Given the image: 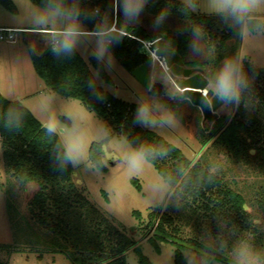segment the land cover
Returning a JSON list of instances; mask_svg holds the SVG:
<instances>
[{
  "label": "clouds",
  "instance_id": "9594fccd",
  "mask_svg": "<svg viewBox=\"0 0 264 264\" xmlns=\"http://www.w3.org/2000/svg\"><path fill=\"white\" fill-rule=\"evenodd\" d=\"M150 0H111L110 7H88L85 0H30V7L18 21L22 31L39 37L29 47L30 55L40 56L49 51L57 60L73 57L78 51H87L99 68L111 69L114 63L112 48L129 35L130 27L140 23V18ZM176 11L184 18L178 29L190 35L191 55L207 59L212 67L204 72L206 87L200 89L204 102L211 106L216 100L229 114L243 106L255 107L254 82L256 68L262 66L259 59L264 54V0H179ZM171 12V4L162 7L153 17L152 28L157 33L154 39L144 40L143 50L150 59L151 76L165 85L161 96L152 93L154 81L136 101L133 124L151 131L165 130L179 124L177 112L170 102L180 103L189 88L182 87L183 77L172 71L170 63L175 54V43L164 25ZM203 13L217 17L231 29L240 41V47L226 55L217 64L212 55L216 48L203 23L195 20L194 14ZM91 22L93 27L88 28ZM246 64L251 67V73ZM165 69L167 70L165 72ZM99 69L88 81V87L102 100L96 80ZM8 105L0 110V125L7 131H19L28 112L23 98L11 92ZM54 101H43L39 106L42 117L51 124ZM95 116V115H94ZM64 128L46 126L52 138L54 163L65 168L68 165L85 166L99 172L108 166L115 155L117 162L130 175H139L148 165L169 156L163 143L147 138H132L127 132L116 133L106 122L95 117L92 124L72 113L62 116ZM220 163L210 166L206 178L209 182L219 173ZM179 168L163 169L148 178L145 195L153 204L179 203L185 185ZM259 224V222H257ZM184 264H219V257H226L228 264H264V247H259L254 238L236 235L235 226L221 219L218 231H205L200 236V247L186 248L182 252Z\"/></svg>",
  "mask_w": 264,
  "mask_h": 264
},
{
  "label": "rangeland",
  "instance_id": "374dc122",
  "mask_svg": "<svg viewBox=\"0 0 264 264\" xmlns=\"http://www.w3.org/2000/svg\"><path fill=\"white\" fill-rule=\"evenodd\" d=\"M12 1L16 8L15 13L0 5V26L19 27L18 21L30 7L29 0ZM172 1L179 4V0ZM142 15L148 24L140 23L151 35H157L152 28L154 16L150 15L146 8ZM194 15L197 18L207 17L218 23V26L206 29L211 38L216 36L220 40L223 35L229 33L227 27L219 25L220 20L217 17L203 13ZM183 21L184 18L179 14L169 15L164 27L169 28L174 34H181L184 32H179L178 29ZM32 41L27 40L26 34L16 33L14 44L0 42V93L2 96L7 99L9 94L14 91L23 98L24 107L29 109L45 127H55L58 132L64 128V123L61 122L64 113L75 114L88 121L89 124L93 123L95 117L101 120L95 113L89 111L80 100L62 97L48 90L45 83L38 77L31 55L28 53V47ZM218 43H215L216 48L212 53L215 60L220 56L235 52L240 47V41L234 33L228 37L226 47L219 48ZM79 52L88 61L92 57L87 51ZM113 57L114 63L111 69H105L112 78L113 84H106L100 77L97 78V83L113 96L127 103L136 104L137 99L146 89L132 75V72L126 71L114 55ZM196 59L206 63L201 67L204 72L212 67L209 60L198 57ZM259 59L262 66L257 67L256 70L264 72V54H260ZM91 69L95 73L93 67ZM151 71L150 67V74ZM151 77L152 81H159L154 76ZM254 86L264 87V78L260 80L255 78ZM43 101H54L51 110V124L42 117L38 110ZM255 101V107L251 110L258 111V115L264 118L263 105L257 98ZM188 102L185 101L179 108L178 125L154 132L181 149L185 156L193 162L197 161L202 154H206L210 166L220 163L221 168L218 175L225 185L243 194L246 199L250 223L256 228V233L253 234L249 228L232 223L235 226L236 235H247L254 238L257 246L264 247V154L261 152L264 148V135L254 137V141L250 144L252 156L246 162L240 161L226 153L222 147L215 145L213 140L204 145L200 126L208 127L207 132H210L215 121L204 122L201 110ZM237 111L238 109H235L229 114L221 106L217 110V114L219 117H229L230 120L236 117ZM3 153L4 148L0 138V264H96V259L89 254L93 249L97 250L98 244L101 243L94 242L97 240L96 236L81 235L90 231L99 234V230H94L96 228L94 226L100 227L98 223L101 221L99 218L101 216L106 218L107 226L121 233L119 241L122 242L124 236V239L126 238L128 242L136 245L126 251L121 261L126 264H141L140 255L142 254L152 264H175V248L171 244L156 237V243L160 247V252H158L152 241L148 240L154 235L159 218L153 227L147 228V224L153 219V214L158 208H161L158 213L159 217L167 213L174 219L173 224L168 225V231L172 232V229L176 227L179 236L184 239H200L205 231L215 234L221 219L230 222L223 215L213 211L204 212L203 209L198 208V205L191 202L186 203L182 197H180L179 203L173 200L166 204H153L145 195V184L148 178L157 172L155 167L148 165L143 173L130 175L117 162L114 155L109 160L106 171L96 173L83 165L74 167V180L77 187L86 197L89 207H94L97 211L95 215L88 213L81 221H78V232L76 233H80V236H74L66 245L60 242L50 243L45 236H50L51 231L40 226L30 212L31 202L39 189L37 184L21 185L17 177L8 169ZM86 209L88 208L86 207ZM92 219L93 222H91ZM48 222L50 223L51 220ZM243 224L248 226L249 221ZM105 227L104 225L100 228ZM109 233L110 236H118L114 230ZM115 240L113 237V242ZM75 244L79 245L82 254L77 255L73 252ZM63 246L65 247L61 248ZM103 264L118 263L111 260Z\"/></svg>",
  "mask_w": 264,
  "mask_h": 264
},
{
  "label": "trees",
  "instance_id": "16d2710c",
  "mask_svg": "<svg viewBox=\"0 0 264 264\" xmlns=\"http://www.w3.org/2000/svg\"><path fill=\"white\" fill-rule=\"evenodd\" d=\"M110 4L111 0H85L86 6H99L102 10L109 8ZM169 4H171L170 15L179 14L176 11L179 4L172 0H150L146 6V11L150 15L155 16L162 7ZM0 5L10 12H16L12 0H0ZM193 18L203 23L206 29L218 26L215 20H209L207 17L197 18L194 15ZM140 22L148 24L143 15L140 18ZM219 25L223 24L220 22ZM87 26L91 29L93 24L88 22ZM223 27L226 28L224 25ZM165 29L175 43V52L182 57L187 67L201 68L206 64L191 55L189 33L174 34L169 28L165 27ZM228 30L229 33L223 35L220 40L213 36L212 40L215 43L219 42L217 44L219 48L226 47L228 37L233 34L231 29L228 28ZM155 36L151 35L141 23L134 25L130 27L129 35L125 36L121 43L113 46L112 54L116 57L118 63L131 73L149 59V56L143 50L142 41L154 39ZM224 57L220 56L214 62L219 64ZM31 60L38 77L45 83L48 90L62 97L80 100L89 111L95 113L101 120L106 121L116 133L127 132L132 138L139 136L152 142L165 144L169 149V156L164 160L157 161L155 169L179 168L180 175H178V178L182 177L185 185L180 197L186 203L191 202L198 205V208L203 209L204 212L213 211L216 214L223 215L230 220V223L242 225L245 228H249L253 234L256 233L255 226L250 223L246 209V199L243 194L225 185L218 174L211 182L204 178L210 168L206 154H202L197 161L193 162L185 156L181 149L167 142L154 131L134 125L133 119L137 104L127 103L113 96L101 88L96 80L97 90L103 94L102 100L97 99V96L88 87V81L94 74L91 67H93L95 72L99 69V77L106 84H113V80L105 69L99 68L97 61L93 57L86 61L77 52L69 59L57 60L49 51L45 50L40 56L31 55ZM246 68L251 73V67L247 65ZM255 78H258V80L264 78V72L256 70ZM254 89L255 98L258 99L264 108V87L254 86ZM185 101L187 100L180 103L170 102L173 104L177 114L180 106ZM8 102V99L4 98L0 93V110L6 108ZM25 109L28 112V116L24 126L19 131L10 132L0 125L4 160L8 169L17 177L21 185L37 184L39 189L31 202L32 208L30 212L40 226H44L51 231L50 236L44 235L49 239L48 242L55 244L60 242L66 245L74 236H80V233H76L78 232V221H81L88 213L95 215L97 210L94 207H89L86 197L77 187L74 180L75 168L72 165L60 168L54 163L52 138L45 131V126L29 109L26 107ZM237 112L234 119L229 120V117H219L214 122L210 132H207L208 127L200 126V130L204 145L213 140V143L222 147L226 153L240 161L246 162L252 156L250 144L254 141V137L264 135V118L258 115V111L254 112L243 106L238 108ZM261 152L264 154V148H262ZM100 171H106V167ZM83 209L86 211L84 210V212ZM160 209L158 208L154 212L153 219L147 224V228H151L159 218L154 229V235L148 240L152 241L158 252H160V247L156 243V237L162 239L165 243L171 244L175 248V264H184L182 252L188 247L199 249L200 239L181 238L176 227L172 229V232H169L168 225H172L174 219L167 213L159 217ZM99 218L101 219L100 223H98L99 226H106L103 229L98 227V225L94 226L96 227L94 230H99V234L90 231L81 235L96 236L97 240L93 241L101 243L98 244L97 250L93 249L89 255L96 259V264H103L111 260H115L118 264H126L121 259L123 260L124 254L128 249L136 245L130 241L128 242L126 238L124 239V236L122 242L119 241V234L121 235V233L107 226L105 217L101 216ZM49 220H51L50 223L48 222ZM93 221L92 219L91 222ZM248 221V226H245L243 223ZM111 230H114L118 236H110L109 232ZM103 236L105 239H103ZM113 237L116 239L114 242ZM88 240L90 241L89 238ZM73 248L74 253L77 255L79 253L82 254L78 244H75ZM92 248L95 247L92 246ZM218 260L220 264H228L226 257H219ZM140 263L152 264L142 254L140 255Z\"/></svg>",
  "mask_w": 264,
  "mask_h": 264
},
{
  "label": "water",
  "instance_id": "95a60500",
  "mask_svg": "<svg viewBox=\"0 0 264 264\" xmlns=\"http://www.w3.org/2000/svg\"><path fill=\"white\" fill-rule=\"evenodd\" d=\"M172 65V71L183 77L181 83L182 87H188L189 90L184 94L193 106L199 108L203 115V121L213 122L216 121L219 116L217 110L222 106L216 100L212 101L211 106L204 102V97L200 92V89L206 87V81L203 79L204 70L200 67H187L182 57L175 52L170 61ZM150 59L144 64L133 70L132 75L140 82V84L147 89L149 81H152L150 74ZM152 93H158L161 96L165 93V85L159 81L154 82L152 86Z\"/></svg>",
  "mask_w": 264,
  "mask_h": 264
},
{
  "label": "built area",
  "instance_id": "2783aa9c",
  "mask_svg": "<svg viewBox=\"0 0 264 264\" xmlns=\"http://www.w3.org/2000/svg\"><path fill=\"white\" fill-rule=\"evenodd\" d=\"M24 32L21 29L0 27V42L15 43L16 33Z\"/></svg>",
  "mask_w": 264,
  "mask_h": 264
},
{
  "label": "crops",
  "instance_id": "0c3cea01",
  "mask_svg": "<svg viewBox=\"0 0 264 264\" xmlns=\"http://www.w3.org/2000/svg\"><path fill=\"white\" fill-rule=\"evenodd\" d=\"M0 27H5V28H14V29H20V27H15V26H5V25H1ZM19 33H23V34H26L27 35V40H36V41H39V37H36V36H33L32 34L30 33H27V32H19ZM10 44H14V43H10ZM79 52V51H78ZM80 54V52H79ZM81 55V54H80ZM82 56V55H81ZM83 57V56H82ZM84 58V57H83ZM85 59V58H84ZM86 61H88L87 59H85Z\"/></svg>",
  "mask_w": 264,
  "mask_h": 264
},
{
  "label": "flooded vegetation",
  "instance_id": "af4514ba",
  "mask_svg": "<svg viewBox=\"0 0 264 264\" xmlns=\"http://www.w3.org/2000/svg\"><path fill=\"white\" fill-rule=\"evenodd\" d=\"M188 103H190V102H188ZM183 104H184V103H183ZM183 104H182V105H183ZM190 105H192V104H190ZM192 106H193V105H192Z\"/></svg>",
  "mask_w": 264,
  "mask_h": 264
},
{
  "label": "bare ground",
  "instance_id": "6f19581e",
  "mask_svg": "<svg viewBox=\"0 0 264 264\" xmlns=\"http://www.w3.org/2000/svg\"><path fill=\"white\" fill-rule=\"evenodd\" d=\"M166 70V69H165Z\"/></svg>",
  "mask_w": 264,
  "mask_h": 264
}]
</instances>
